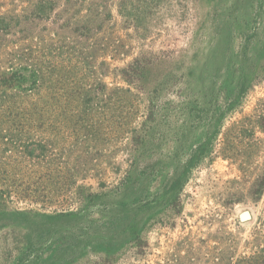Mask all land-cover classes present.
Wrapping results in <instances>:
<instances>
[{"label":"rangeland","instance_id":"374dc122","mask_svg":"<svg viewBox=\"0 0 264 264\" xmlns=\"http://www.w3.org/2000/svg\"><path fill=\"white\" fill-rule=\"evenodd\" d=\"M0 264H264V0H0Z\"/></svg>","mask_w":264,"mask_h":264},{"label":"trees","instance_id":"16d2710c","mask_svg":"<svg viewBox=\"0 0 264 264\" xmlns=\"http://www.w3.org/2000/svg\"><path fill=\"white\" fill-rule=\"evenodd\" d=\"M11 84H14V83H11ZM32 114L34 115V114H36V112H34V113H32ZM213 135H214V133L208 137V139L203 143V145H201V147L197 150V153H196L193 157H197V158L199 157L200 152H202V150H204V148H205L208 144H210ZM173 186H174L175 188H176L177 186H179V179L174 181ZM71 213H74V212H71ZM71 213H68V214H71ZM131 226H133V224H132L131 222H129L128 227H131Z\"/></svg>","mask_w":264,"mask_h":264}]
</instances>
